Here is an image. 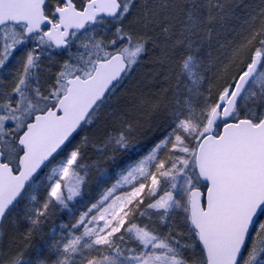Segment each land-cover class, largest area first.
Here are the masks:
<instances>
[{"label": "snow or ice", "instance_id": "6c2138e0", "mask_svg": "<svg viewBox=\"0 0 264 264\" xmlns=\"http://www.w3.org/2000/svg\"><path fill=\"white\" fill-rule=\"evenodd\" d=\"M0 264H264V0H0Z\"/></svg>", "mask_w": 264, "mask_h": 264}]
</instances>
